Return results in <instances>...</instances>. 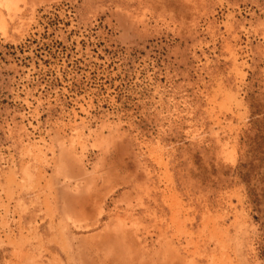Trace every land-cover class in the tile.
<instances>
[{
	"label": "rangeland",
	"instance_id": "rangeland-1",
	"mask_svg": "<svg viewBox=\"0 0 264 264\" xmlns=\"http://www.w3.org/2000/svg\"><path fill=\"white\" fill-rule=\"evenodd\" d=\"M0 264H264V0H0Z\"/></svg>",
	"mask_w": 264,
	"mask_h": 264
}]
</instances>
